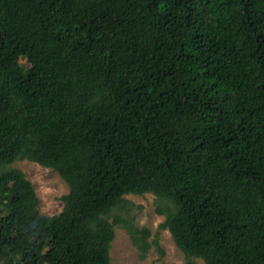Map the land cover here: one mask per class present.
Returning <instances> with one entry per match:
<instances>
[{
	"label": "trees",
	"instance_id": "trees-1",
	"mask_svg": "<svg viewBox=\"0 0 264 264\" xmlns=\"http://www.w3.org/2000/svg\"><path fill=\"white\" fill-rule=\"evenodd\" d=\"M146 194L185 264H264V0H0V264H111L116 227L161 251Z\"/></svg>",
	"mask_w": 264,
	"mask_h": 264
},
{
	"label": "rangeland",
	"instance_id": "rangeland-1",
	"mask_svg": "<svg viewBox=\"0 0 264 264\" xmlns=\"http://www.w3.org/2000/svg\"><path fill=\"white\" fill-rule=\"evenodd\" d=\"M23 62L22 60L21 63ZM14 167L23 171L28 181L33 185L39 199L40 213L52 216L61 211L60 198L68 193V189L56 173L27 161L17 162ZM126 202L123 211H127L125 213L129 214L134 226L139 229H148L149 244L153 242L155 234L158 232L157 241L163 255L152 245L142 256L141 251L135 247L126 232L116 227L115 238L110 249L111 264H185L183 254L174 245L168 231L159 230L163 218L155 212L156 198L151 194L129 196L126 198ZM197 263L203 264L201 260H198Z\"/></svg>",
	"mask_w": 264,
	"mask_h": 264
}]
</instances>
